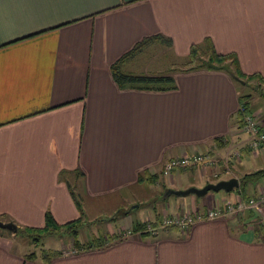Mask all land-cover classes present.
Listing matches in <instances>:
<instances>
[{
    "label": "crops",
    "instance_id": "obj_1",
    "mask_svg": "<svg viewBox=\"0 0 264 264\" xmlns=\"http://www.w3.org/2000/svg\"><path fill=\"white\" fill-rule=\"evenodd\" d=\"M159 33L179 53L210 37L219 52L237 54L243 71L264 76V0H0L1 219L19 230L41 227L50 211L59 224L82 223L85 208L66 177L72 174L88 197L126 193L132 204L119 203V224L95 235L108 240L104 245L70 254L62 248L49 258L55 251L39 258L16 247L18 232L0 228V264H264V205L197 221L189 232L136 225L230 197L248 199L264 187L251 181L233 194H175L171 209L164 205L156 217L135 213L147 192L158 193L152 202L160 198L161 185L166 198L169 188L218 181L210 179L216 165L166 173L173 156L211 151L223 167L224 157L240 150L242 161L233 158V172L220 179L263 169L250 159L244 169L246 156L264 155V148L255 153L248 145L238 117L248 93L227 70L182 69L173 73L172 88L116 81L112 65Z\"/></svg>",
    "mask_w": 264,
    "mask_h": 264
},
{
    "label": "rangeland",
    "instance_id": "obj_2",
    "mask_svg": "<svg viewBox=\"0 0 264 264\" xmlns=\"http://www.w3.org/2000/svg\"><path fill=\"white\" fill-rule=\"evenodd\" d=\"M196 60L191 56L190 51L186 53H179L178 51H175L169 47H166L162 42L156 41L147 46L143 51H141L137 58L131 62L129 65L125 66L126 71H131L134 73H147V74H173L176 71H180L182 69H185L189 66H192ZM240 90L245 91L247 93H251V96L253 97V100L255 103L254 109L255 112L259 113L260 118L261 115H264V97L261 96L260 91L256 89L257 85L259 84L258 80L252 81L250 84L245 85L242 81H239L238 79H235ZM262 85V84H261ZM264 88V84L262 85ZM252 112V111H251ZM254 112V111H253ZM263 122V121H262ZM258 152V151H257ZM256 152V153H257ZM255 156H259L258 158ZM249 159L253 160L254 164H256L258 167L264 168V155L261 154V151L259 154H253L250 157L246 156V159L244 161V169H249ZM252 167H256L255 165ZM66 177L71 181L72 184V191L76 195V197L79 199V201L82 203L85 208L83 213V221L81 224H79V231H78V238L82 241L87 239H92L95 237V235H98V233H109L110 224L113 226H117L119 224L117 218H119L118 211L120 209V204L131 207V203H129V198H127L126 193H119L115 195L116 197L112 198H90L86 194L83 193V191L80 188V184L77 181L78 177L74 174L72 175H66ZM222 177V176H221ZM224 177V175H223ZM210 179L213 180H219L220 177H214L212 176ZM255 184L258 182H264V176L259 180H252ZM161 190L159 192L160 198L156 201L152 200L157 192L152 191L147 192V196L144 198L145 204L141 207L134 208L136 214H140L142 218L148 217L149 214H154V217H156V213L160 214L164 208H168V203L172 201V199L177 198V195L170 194L168 197L164 198V192L165 187L164 185H161ZM239 187H235L231 192L232 194L235 192V190ZM209 192L218 193L221 194H227L228 192L225 190H219L214 191L211 190ZM158 194V193H157ZM191 194V193H189ZM120 203V204H119ZM134 205V204H133ZM156 206V207H155ZM118 214V215H116ZM1 217L0 216V220ZM6 221V220H3ZM151 221V220H150ZM1 228V227H0ZM22 228V227H21ZM7 229V228H3ZM10 232H14L10 229H7ZM18 237L16 239V247H25L30 248L31 250L35 251L38 255V257H42V254L44 251H55L59 252L62 248L64 250H68L70 253H76L79 251L78 248H76L75 245H73L74 235L69 231V229L62 227L60 230L54 231V232H44L41 236H39L37 239L38 233H36L33 237L26 233L23 230H18ZM125 233V232H124ZM121 233L123 237H125L127 234ZM106 236V235H105ZM121 236V237H122ZM45 249V250H44Z\"/></svg>",
    "mask_w": 264,
    "mask_h": 264
},
{
    "label": "trees",
    "instance_id": "obj_3",
    "mask_svg": "<svg viewBox=\"0 0 264 264\" xmlns=\"http://www.w3.org/2000/svg\"><path fill=\"white\" fill-rule=\"evenodd\" d=\"M155 41H160L168 46L173 44V39L170 36H167L162 33L147 36L146 38L138 42L136 46H134V48H132L127 53H125L120 59H118L112 65L114 77L121 86L132 85L137 87H148V88L175 87V77L171 73L168 74L134 73L131 71H126L123 68V64L126 61L136 56L138 53L143 51L147 46H149ZM190 54L196 60V62L192 66L185 68V70H192L199 68L224 69L230 72L235 79H238L239 81L242 82H246L247 84H250L252 81L257 79L259 81L258 82L259 84L257 85L256 89L259 90L261 96L264 97V88L261 89L263 87L262 85L264 84V76L260 72H254L248 74L245 71H243L237 54L235 52H228V53L219 52L216 49L212 38L206 37L202 42L194 43L191 47ZM250 96L251 94L248 93V94H243L240 97L241 100H246V102H244L245 110H240L238 114L239 123L242 126H243L244 114L246 112H251L250 101H249ZM263 176H264V168L258 169L254 172L245 173L240 178V182H241L240 188L237 189L242 192L243 189L245 190L249 182L256 179L259 180ZM74 197L76 198V202L78 204L79 209L83 213L82 203L79 201V199L76 197L75 194ZM80 223H81V218L63 224H59L54 219L52 213L48 211L46 214V224L44 226L41 227L25 226L20 229L26 231L32 237L36 233H38L37 237H35L37 239L44 232H54L60 230L62 227L67 228L74 235L73 245H75L76 248L78 249H88L92 247H98L104 245L108 241L103 236L101 237L96 236L88 241L80 240L77 235L79 231L78 226ZM136 225L137 227L142 228L145 225H147V222H139ZM52 253L46 254L45 257L49 258L52 255L54 254L57 255L60 254L61 252H52ZM62 253L64 252L62 251Z\"/></svg>",
    "mask_w": 264,
    "mask_h": 264
},
{
    "label": "built area",
    "instance_id": "obj_4",
    "mask_svg": "<svg viewBox=\"0 0 264 264\" xmlns=\"http://www.w3.org/2000/svg\"><path fill=\"white\" fill-rule=\"evenodd\" d=\"M240 110H245L244 102L240 103ZM242 127L247 134L248 145L255 153L264 148V123L259 113L246 112L244 114ZM233 158L242 161V152L240 150H234L232 153L227 154V156L224 157V166L221 167V165H219L221 159L217 158L211 151H194L170 158L165 165V172L170 173L174 168L196 166L206 168V166L216 165L217 168L214 169L213 176L220 177L222 174H231L233 172V167L231 165V160ZM263 205L264 187L259 193L251 195L248 199H244L239 195L238 197H230L224 201L215 202L206 209H189L172 215L167 214L160 224H154L148 221L146 230L156 233L162 227L177 225L182 228L184 232H189L192 225L197 221L229 217L232 214H239L252 207L262 210ZM130 232L131 230L125 231L126 234ZM63 252L68 253L69 251L64 250Z\"/></svg>",
    "mask_w": 264,
    "mask_h": 264
},
{
    "label": "water",
    "instance_id": "obj_5",
    "mask_svg": "<svg viewBox=\"0 0 264 264\" xmlns=\"http://www.w3.org/2000/svg\"><path fill=\"white\" fill-rule=\"evenodd\" d=\"M240 184H241L240 179L237 176H232L229 178L219 179L218 181L207 182L205 185L201 187L190 186L188 188H183V189L169 188L167 190V193H173L177 195L195 193L199 196H203L211 190L214 191L225 190L229 192L232 191L235 187H239ZM0 227L10 229L14 232H17L19 230L18 224L12 220L10 221L0 220Z\"/></svg>",
    "mask_w": 264,
    "mask_h": 264
}]
</instances>
